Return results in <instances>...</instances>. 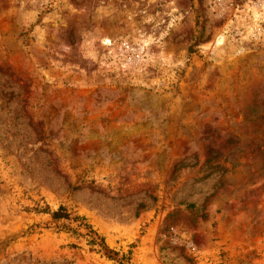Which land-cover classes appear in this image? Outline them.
Here are the masks:
<instances>
[{
	"label": "rangeland",
	"instance_id": "obj_1",
	"mask_svg": "<svg viewBox=\"0 0 264 264\" xmlns=\"http://www.w3.org/2000/svg\"><path fill=\"white\" fill-rule=\"evenodd\" d=\"M121 258L264 264V0H0V264Z\"/></svg>",
	"mask_w": 264,
	"mask_h": 264
},
{
	"label": "trees",
	"instance_id": "obj_2",
	"mask_svg": "<svg viewBox=\"0 0 264 264\" xmlns=\"http://www.w3.org/2000/svg\"><path fill=\"white\" fill-rule=\"evenodd\" d=\"M54 217L56 219H70L71 218V213L67 210L65 206H60L59 209H57L54 212ZM91 244H95V238L89 239ZM74 246V245H73ZM119 264H124L122 258L118 260Z\"/></svg>",
	"mask_w": 264,
	"mask_h": 264
},
{
	"label": "bare ground",
	"instance_id": "obj_3",
	"mask_svg": "<svg viewBox=\"0 0 264 264\" xmlns=\"http://www.w3.org/2000/svg\"><path fill=\"white\" fill-rule=\"evenodd\" d=\"M218 39H219V41H218L219 43H223L224 42V37L219 36Z\"/></svg>",
	"mask_w": 264,
	"mask_h": 264
}]
</instances>
